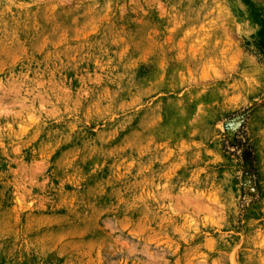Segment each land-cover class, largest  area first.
Listing matches in <instances>:
<instances>
[{
  "label": "rangeland",
  "instance_id": "374dc122",
  "mask_svg": "<svg viewBox=\"0 0 264 264\" xmlns=\"http://www.w3.org/2000/svg\"><path fill=\"white\" fill-rule=\"evenodd\" d=\"M0 264H264V0H0Z\"/></svg>",
  "mask_w": 264,
  "mask_h": 264
}]
</instances>
